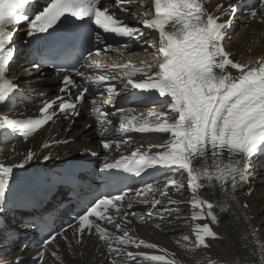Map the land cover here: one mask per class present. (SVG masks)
I'll list each match as a JSON object with an SVG mask.
<instances>
[{
	"label": "snow or ice",
	"instance_id": "1",
	"mask_svg": "<svg viewBox=\"0 0 264 264\" xmlns=\"http://www.w3.org/2000/svg\"><path fill=\"white\" fill-rule=\"evenodd\" d=\"M133 2L0 0V109L13 105L22 95L21 83L9 75L10 64L20 51L14 40L21 25L25 26V35L29 38L23 41L25 45L31 39L72 29L86 34L87 42L92 46L87 50V57L81 53L85 60L81 67L92 72L87 75L76 72L84 79L80 91L73 96V90L81 86L67 74V66H57V73H66L61 77L60 94L47 99L42 93L44 98L36 117L11 118L0 114V136L19 134L27 141L60 115L65 118L79 116L78 106L85 102L94 88L98 95L91 98V112L100 129L101 145L105 150H110L114 144L118 150L121 144L128 143L127 140L104 138L112 124L110 117L118 116V130L122 134L159 133L168 137L163 144L149 145L146 151L136 149L112 162L105 156L103 169L122 170L137 177L152 168L169 169L173 177L162 190L153 184L135 190L136 197L140 198L138 202L150 205L147 215L161 219L179 211L178 207H170L178 202L171 199L169 189L177 192L183 189L185 184L177 180L175 174L185 175L186 186L191 193L188 204L193 209L191 221L194 223L191 235H182L184 243L181 247L207 249L211 247L210 240L223 239L213 229V225L219 224L214 208L224 213L232 207L229 200L241 203L238 194L256 176L251 160L264 153V56L245 64L234 60L233 53L224 47L238 5L243 0H238L237 5H218L215 11L206 7L210 0H151V15L150 11H144L138 17L142 27L121 20L113 10L127 12L123 5ZM260 3L264 4V0ZM249 17L257 18L254 8L250 10ZM145 35L150 39L146 41L148 47L144 52L147 54L149 49H153L155 63L141 61V66L137 67L129 59L124 63L105 65L94 58L102 53L116 52L122 59L128 46L134 41H142ZM109 36L113 37L115 44L108 40ZM135 54L128 53L129 56ZM30 63L34 71H40V63ZM117 79L122 81L125 89L131 87L143 93L157 94L163 110L152 108L144 113L134 108L116 107L121 93L112 82ZM156 102L152 101L153 104ZM105 106H111L113 110L108 111ZM71 142L70 139L47 141L41 148L49 149L53 145ZM153 148L159 150L153 153ZM85 154L98 155L91 150H85ZM41 158L44 162L52 160L51 151L41 157L39 152L29 149L19 163L0 161V212L5 209L7 194L15 180L14 171L24 169ZM204 189L209 190L211 200L202 198L201 190ZM157 192L160 198H156ZM217 192L224 197L223 201L216 200ZM251 192L249 188L247 194ZM150 194L153 196L151 201L148 199ZM127 196V191L106 192L85 205L73 218L75 223L68 225L73 232L71 239L64 229L50 232L40 242L37 264H47L45 255L49 252L56 260L61 259L57 237L64 240L71 250L73 241L81 244L86 235L92 234L106 245L113 264H117L119 259L132 264H177L174 254L168 249L132 234V229L127 227L131 224L127 217L135 213L126 210L133 207L130 199L126 201ZM162 198L168 199L169 206H161ZM241 206L248 207L247 203ZM102 225L112 226L114 231ZM251 235L256 238L255 229ZM50 245L55 250H51ZM130 247L137 251H127ZM142 248L146 251H139ZM256 251L260 264H264V243H258ZM11 264H20V259ZM209 264L215 262L210 261Z\"/></svg>",
	"mask_w": 264,
	"mask_h": 264
},
{
	"label": "bare ground",
	"instance_id": "2",
	"mask_svg": "<svg viewBox=\"0 0 264 264\" xmlns=\"http://www.w3.org/2000/svg\"><path fill=\"white\" fill-rule=\"evenodd\" d=\"M218 1L220 0H216V2ZM226 1L227 0H223L224 3ZM261 10L264 11V5ZM261 21H264V14L262 15V13L257 15V18L253 22H249L247 25L238 28L236 34H232L227 42L224 43L226 50L233 53L232 58L234 60L245 64H251L259 57L264 56V22ZM236 28L237 27H235V29ZM235 31L236 30L233 32L235 33ZM152 56V54H148L144 59L152 60ZM17 74L27 77L23 80L31 84L30 89L33 92L53 90L51 86L53 79L48 75L40 76L36 72H27L25 75L20 68L15 69L13 76L15 77ZM152 108H155L157 111L163 110L160 107ZM73 127L74 129L72 131L65 133L59 126H55L48 131L46 129L40 134L33 135L27 141L10 144L4 147V149H6L3 152H0V161L5 164L19 163L23 159V155L29 149L35 150L42 155L48 150L42 149V144L47 141H52L51 139L55 134H57V136L54 140L63 136L64 139L72 137L74 142L65 146L53 148V161L58 158L59 160H63L80 152L79 150L87 145L83 142L86 136L89 138V143L94 144L93 136L88 130H80L78 122H75ZM167 138V134H163L157 141L141 143L139 146L148 150L149 145L163 144ZM158 150L159 149L156 148L151 149L153 152ZM251 166L256 176L251 179L250 182L244 186L242 192L238 194L241 203L236 204L229 200L232 207L229 211L224 213H221L218 208H214V212H216L219 217V224L213 225V229L223 237V239L210 240V248L181 247V244L184 243L181 239L182 235H191V229L194 223L191 221L193 209H191V206L188 204L191 193L186 185L179 192L175 189H169V196L171 199L178 202L177 205H171L170 207H178V212L173 211L170 216L165 215L164 219H161L159 216H148L149 219L155 220V224L152 226L140 225L137 227V230L133 231V234L147 242H155L159 246L168 249L170 253L174 254L177 264H209L210 261H214L215 264H260L256 250L258 243H264V158L257 154L252 158ZM24 169H16L14 174H16L18 170ZM169 179H171V177L161 184L160 189L165 187ZM177 180L185 183L186 176L184 179L179 177ZM15 186H17V183H12L11 188ZM249 188L252 189L251 194H247ZM155 196L156 198H160L159 192L155 193ZM201 196L204 199H212L208 189L201 190ZM223 199L224 197L217 192L216 200L223 201ZM162 203L163 206H169L167 198H162ZM243 203H247L248 207L243 208L241 206ZM145 211L147 210H143V212ZM203 222L208 221H201V223ZM253 229L256 230L255 239L251 235ZM177 241H179V243H177ZM51 247L53 248V246ZM127 251L136 252L137 249L130 247ZM139 251L146 250L142 248ZM61 254L62 252L59 251L58 255L60 258ZM45 261L47 264H59V260L52 257L50 252L46 253ZM79 261V259L72 257L71 264H78ZM117 264H132V262L119 259Z\"/></svg>",
	"mask_w": 264,
	"mask_h": 264
},
{
	"label": "rangeland",
	"instance_id": "3",
	"mask_svg": "<svg viewBox=\"0 0 264 264\" xmlns=\"http://www.w3.org/2000/svg\"><path fill=\"white\" fill-rule=\"evenodd\" d=\"M237 31H238V29L235 31V33H234V34H236V32H237ZM234 34H233V35H234ZM263 194H264V191H263Z\"/></svg>",
	"mask_w": 264,
	"mask_h": 264
}]
</instances>
